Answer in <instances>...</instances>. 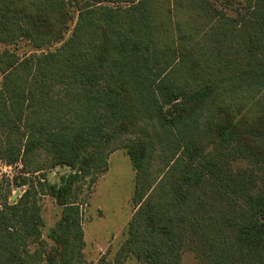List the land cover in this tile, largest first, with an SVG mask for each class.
I'll return each instance as SVG.
<instances>
[{
    "label": "trees",
    "instance_id": "1",
    "mask_svg": "<svg viewBox=\"0 0 264 264\" xmlns=\"http://www.w3.org/2000/svg\"><path fill=\"white\" fill-rule=\"evenodd\" d=\"M1 46L0 161L17 170L0 177V264H91L74 190L118 150L135 212L97 264L187 248L264 264V0H0ZM46 196L62 208L50 242Z\"/></svg>",
    "mask_w": 264,
    "mask_h": 264
},
{
    "label": "rangeland",
    "instance_id": "2",
    "mask_svg": "<svg viewBox=\"0 0 264 264\" xmlns=\"http://www.w3.org/2000/svg\"><path fill=\"white\" fill-rule=\"evenodd\" d=\"M75 21L72 22L71 29ZM71 32L66 34V39ZM11 48L21 57L36 53L26 41ZM2 49L1 46L0 51ZM1 82L0 76V88ZM16 170L0 161V177L3 173L12 176ZM70 173L71 170L67 167H58L46 172L49 182L56 184H60L61 176H67ZM97 176L91 190H88L89 178L86 182H80L76 186L78 189L74 190V196L79 194L78 201L83 209V228L89 249L88 252H84V255L91 264H97L103 256H107L109 260L115 258L126 238V226L135 212L132 200L135 191V171L129 155L124 150L114 152L109 158L108 171ZM18 191L20 190H15L13 195L18 194ZM61 209L53 198L49 196L43 198L42 215L45 221L43 235L48 242H50L47 238L48 233L60 218ZM124 264H138V261L135 258H129ZM182 264L200 263L195 252L187 248L183 254Z\"/></svg>",
    "mask_w": 264,
    "mask_h": 264
},
{
    "label": "crops",
    "instance_id": "3",
    "mask_svg": "<svg viewBox=\"0 0 264 264\" xmlns=\"http://www.w3.org/2000/svg\"><path fill=\"white\" fill-rule=\"evenodd\" d=\"M108 171V170H107ZM86 251L88 252L89 249H88V242H87V238H86V234H85V250L84 252L86 253ZM100 251V250H99Z\"/></svg>",
    "mask_w": 264,
    "mask_h": 264
}]
</instances>
